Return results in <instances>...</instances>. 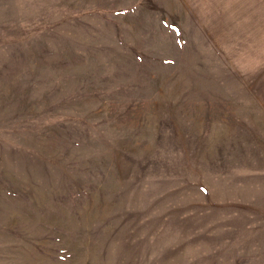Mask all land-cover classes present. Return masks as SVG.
I'll return each instance as SVG.
<instances>
[{"label": "rangeland", "instance_id": "1", "mask_svg": "<svg viewBox=\"0 0 264 264\" xmlns=\"http://www.w3.org/2000/svg\"><path fill=\"white\" fill-rule=\"evenodd\" d=\"M0 264H264V0H0Z\"/></svg>", "mask_w": 264, "mask_h": 264}]
</instances>
